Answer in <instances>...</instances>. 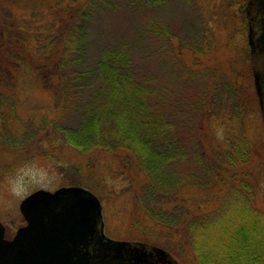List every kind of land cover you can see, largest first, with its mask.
Listing matches in <instances>:
<instances>
[{
  "label": "rangeland",
  "instance_id": "374dc122",
  "mask_svg": "<svg viewBox=\"0 0 264 264\" xmlns=\"http://www.w3.org/2000/svg\"><path fill=\"white\" fill-rule=\"evenodd\" d=\"M74 1L59 7L58 0H0L9 6L0 17L25 15L26 22L30 16V25L43 27L56 11L78 12L83 38L78 68L88 72V81L72 85L78 96L99 87L91 77L103 49L127 54L135 81L151 94L150 107L173 129L163 173L177 181L172 192L137 199L135 191L143 192L139 187L145 182L121 168L117 153L85 155L65 145L62 129H76L81 116L70 111L62 116L56 97L34 80L31 69H23L16 90L8 84L6 94L0 91V219L10 222V209L35 190L79 186L70 183L81 180L79 187L102 198L106 238L160 247L178 264L220 263L218 257L228 253L218 254L220 248L230 245L239 223L254 218L264 228V123L250 62L247 0ZM13 141L26 150L18 153ZM157 144L163 149V142ZM87 163L90 169L68 165ZM91 169L100 179L88 173ZM124 170L139 183L114 196L103 175L121 183L112 177ZM143 174L152 184V175ZM163 194L175 195L177 209L169 207L167 220L151 224L142 216L165 201ZM187 213L192 225H202L200 238L184 225ZM17 222L23 225L19 211ZM198 238V247L216 245L218 253H204L196 246Z\"/></svg>",
  "mask_w": 264,
  "mask_h": 264
},
{
  "label": "trees",
  "instance_id": "16d2710c",
  "mask_svg": "<svg viewBox=\"0 0 264 264\" xmlns=\"http://www.w3.org/2000/svg\"><path fill=\"white\" fill-rule=\"evenodd\" d=\"M58 1L61 2L60 7L65 0ZM74 2V0H67L66 3L73 5ZM0 10L7 11L9 6L0 3ZM59 14L57 15L56 11L49 23L43 27L30 25L28 22L31 19L30 16H27L26 22L25 15H14V20L5 16L0 17L1 94H6L8 84L14 85L10 87L16 90V86L21 83V71L31 69L34 80L43 89L50 91L52 97H56V107L62 111V116L65 111H70L69 115L81 116V123L76 129L69 127L62 129L60 138L65 145H70L85 155L90 154L91 151H96L95 154L98 156L117 153L124 164L121 168L127 167L128 171L136 172L137 180L140 177L145 182V185L140 183L139 187L143 189V192L135 191L134 196L137 199H148V197L152 199L154 192L159 190L160 193H166L169 189L172 192L173 183L177 180L175 179L174 182V178L164 175L163 170L169 159L166 152L175 140L172 134L173 129L158 116L155 109L150 107L151 94L135 81L130 57L115 49L112 51L110 48L103 49L97 68L93 75L91 73V80L97 79L99 87L88 96L80 94L78 96L72 85L75 82L88 81V72L78 68L82 63L81 43H83L80 15L76 11L72 14L71 8ZM72 101H76L74 105ZM158 141L163 142L161 150L156 149L161 148L157 144ZM12 143L17 147L18 153L26 150V146L21 141L18 145L17 141ZM92 143L97 145L94 149L89 146ZM30 144L33 145L32 142ZM127 149L133 150L134 153L131 154ZM165 149L168 150L164 152ZM68 165L90 169L88 163L85 167L79 164L78 166ZM143 172L149 176L152 175V184L147 185ZM88 173L98 177L96 170L91 169ZM114 176L112 178H115V181L118 178L121 183H110V176L103 175L102 178L114 189L111 192L114 196L124 192L125 187H128L129 191H131L130 188H137L139 183H136L135 176L125 170L122 173H115ZM70 185L81 186V180L73 181ZM116 185L119 188L117 191ZM92 192L99 196L95 191L92 190ZM167 194H163L165 201L160 206L156 202L155 207L142 216L144 220L148 219L149 222L160 225V221L167 220L169 214H166L169 213V207L177 209L175 195ZM160 213L165 215L162 220ZM188 216H190L189 213L186 220L190 219ZM216 219L218 220V217ZM193 220L185 221L184 225L193 228L194 237L200 238L202 225L200 227L192 225ZM164 226L167 229L166 225ZM199 238L195 240L197 247L198 243L201 244ZM138 240L142 241V239ZM228 243L230 245L226 248L221 247L219 253L216 245H208V243L207 246L198 248L204 253L217 252L218 254L221 253V249L228 250L225 256L218 257L222 261L213 262L214 264H264V228L259 225V219L253 218L239 223L234 236L229 238ZM210 246L213 251H209ZM165 249L171 252L168 247ZM208 259L210 260V257Z\"/></svg>",
  "mask_w": 264,
  "mask_h": 264
},
{
  "label": "water",
  "instance_id": "95a60500",
  "mask_svg": "<svg viewBox=\"0 0 264 264\" xmlns=\"http://www.w3.org/2000/svg\"><path fill=\"white\" fill-rule=\"evenodd\" d=\"M247 6L250 62L264 123V5ZM19 210L26 224L12 240L3 238L0 224V264H177L161 248L104 237L101 204L82 187L36 190Z\"/></svg>",
  "mask_w": 264,
  "mask_h": 264
},
{
  "label": "flooded vegetation",
  "instance_id": "af4514ba",
  "mask_svg": "<svg viewBox=\"0 0 264 264\" xmlns=\"http://www.w3.org/2000/svg\"><path fill=\"white\" fill-rule=\"evenodd\" d=\"M247 3H248L249 5H254V7L257 8V9H258V8H259V9H262V7H263V5H264V0H247ZM247 8H248V7H247ZM263 14H264V13H263ZM247 20H248V22H249V26H250V24H251V19L248 18ZM17 209H18V210H17ZM18 211H19V203H17V204L15 205V208H14V209H10V215H12V216H11L12 218H11V221H10V222H8V221H3L2 219H0V224H1L2 227H3V238H4L5 240H7V241L12 240V238L15 236L17 230L25 224V222H24V220H23V218H22V220H23V225L18 226V222H17ZM3 213H6V211L3 212ZM19 213H20V212H19ZM0 214H2V213L0 212ZM14 215H15V219H14ZM21 217H22V216H21ZM0 227H1V226H0Z\"/></svg>",
  "mask_w": 264,
  "mask_h": 264
}]
</instances>
